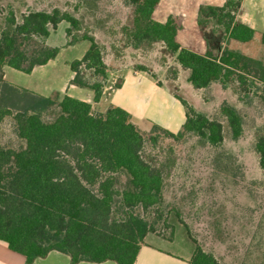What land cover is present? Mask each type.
<instances>
[{"label": "trees", "instance_id": "16d2710c", "mask_svg": "<svg viewBox=\"0 0 264 264\" xmlns=\"http://www.w3.org/2000/svg\"><path fill=\"white\" fill-rule=\"evenodd\" d=\"M134 7L132 30L135 47L143 43H163L177 63L189 71L188 82L198 90L213 83L223 87L237 84L240 99L258 97L264 104V63L241 52L225 48L220 55L183 47L178 27L170 17L155 20L161 0H128ZM241 1L228 0L223 6L203 5L198 25L215 22L226 41L249 43L255 30L236 20ZM62 22L67 45L79 20L68 12L33 11L20 22L13 14L0 31V124L12 116L17 137L25 145L15 149L0 146V240L22 255L27 264L45 258L51 251L80 262L135 264L149 234L156 233L149 211L163 203L165 181L161 168L142 156L145 133L125 110L110 106L95 113L92 105L70 96L43 97L15 87L4 80L3 68L31 74L59 54L46 39ZM90 48L80 60L71 63L72 85L90 89L94 103L104 96L108 66L95 38L83 36ZM264 45V33L261 35ZM136 70L148 72L145 67ZM160 85V84H159ZM121 87L116 85L114 90ZM178 98V97H177ZM186 121L172 133L156 124L152 137L163 135L176 141L195 134L211 146L224 141L223 124L198 113L181 98ZM233 140L243 135V116L227 102L221 106ZM259 165L264 170V137L256 143ZM196 244V242H195ZM197 245V244H196ZM188 264H221L214 255L195 246Z\"/></svg>", "mask_w": 264, "mask_h": 264}, {"label": "rangeland", "instance_id": "374dc122", "mask_svg": "<svg viewBox=\"0 0 264 264\" xmlns=\"http://www.w3.org/2000/svg\"><path fill=\"white\" fill-rule=\"evenodd\" d=\"M56 8L80 22V29L73 30L69 38L79 44L63 51L61 60L80 58L90 45L83 42V36L95 38L109 69L104 89L107 98L126 70L142 66L160 86L180 94L196 112L223 124L224 141L213 147L192 133L180 141L160 135L154 143L150 139L159 134L153 131V124L132 119L146 135L144 160L161 168L165 181L163 203L148 214L150 222L161 220L145 244H162L191 258L198 245L221 264H264V170L256 152L258 139L264 137L262 101L255 96L242 101L237 84L223 87L213 83L207 89H195L188 82L189 71L163 43L135 47L133 37L127 36L134 19V7L128 0H0V31L12 14L20 22L29 12H52ZM170 17L179 29L178 41L183 47L198 53L210 49L215 55L229 48L264 63L261 35L249 43L227 42L215 22L198 25V10L189 0H162L154 18L165 23ZM67 27L62 23L52 33L49 45L61 46ZM224 102L243 116L244 131L238 140L231 138L221 114ZM105 105L98 113H103ZM24 145L16 135L13 117H5L0 124V146L18 149Z\"/></svg>", "mask_w": 264, "mask_h": 264}, {"label": "crops", "instance_id": "0c3cea01", "mask_svg": "<svg viewBox=\"0 0 264 264\" xmlns=\"http://www.w3.org/2000/svg\"><path fill=\"white\" fill-rule=\"evenodd\" d=\"M189 1L195 5L196 10H199V7L203 5L223 6L228 0ZM240 1L241 6L236 13V20L254 29L255 35H262L264 33V0ZM62 23L58 25V28ZM68 28L69 24L66 30ZM57 29L52 31L50 36L46 39L47 45H49L52 33H55ZM67 42L68 38L66 35V40L61 46L49 45L51 47H58L60 49L59 54L46 65L35 67L31 74H25L5 66L3 68L4 80L15 87L29 90L43 97H51L55 94H59L61 97L70 96L91 104L93 111L97 113L98 110L101 109L100 107L102 104L106 103L105 106L107 107L103 108V113H105L110 106H115L128 112L135 122L156 124L172 133H177L181 130L186 121V109L178 98H181L187 104L188 102L180 94L173 93L169 87L165 85L160 86L157 80L148 72L138 71L136 69L126 70L122 75L121 87L113 90V92L109 94V98L106 97V92L104 90V96L101 101L99 103H94L93 91L77 87L71 83L75 75L71 70V63L82 59L90 48V45L80 58H65L61 60L63 51L75 48L79 44L77 43L69 46ZM108 71L109 69L107 72ZM100 112L99 114H102ZM190 259L191 257L175 253L169 247L165 248L162 244L148 243L141 247L135 264H188ZM0 264L27 263L24 256L10 250L8 244L0 240ZM32 264L72 263L68 255L58 251H51L45 258H38ZM78 264L117 263L114 261H106L103 263L80 262Z\"/></svg>", "mask_w": 264, "mask_h": 264}]
</instances>
